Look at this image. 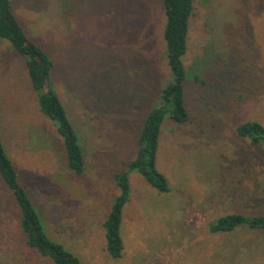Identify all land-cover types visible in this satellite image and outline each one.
<instances>
[{"label":"rangeland","instance_id":"obj_1","mask_svg":"<svg viewBox=\"0 0 264 264\" xmlns=\"http://www.w3.org/2000/svg\"><path fill=\"white\" fill-rule=\"evenodd\" d=\"M12 9L53 60L50 83L84 150L75 176L22 58L0 39V137L51 236L82 264H264V232L208 231L227 213L264 214V145L235 131L264 124V0H193L183 56L189 119L163 122L156 153L170 191L130 173L117 259L102 227L114 174L170 80L162 0H12ZM16 206L0 177V264H52L22 245Z\"/></svg>","mask_w":264,"mask_h":264},{"label":"trees","instance_id":"obj_2","mask_svg":"<svg viewBox=\"0 0 264 264\" xmlns=\"http://www.w3.org/2000/svg\"><path fill=\"white\" fill-rule=\"evenodd\" d=\"M162 5L165 15L163 39L170 80L162 87L157 102L142 119L134 156L127 162L126 168L114 174L113 179L118 192L110 204L102 227L105 250L111 258L116 259L121 257L124 248L121 221L123 207L130 197V173H138L159 193L169 192L168 179L156 167V153L162 124L166 119L177 122L189 119L184 101L183 83L186 73L183 56L187 49L193 0H162ZM0 39L7 41L10 48L22 58L29 84L37 97L39 111L53 124L62 140L67 168L75 176L81 175L85 162L78 132L68 118L58 93L50 83L54 62L44 49L27 36L13 12L12 0H0ZM235 131L253 144L264 145V124L259 121H244ZM0 177L11 191L19 210L18 228L22 234V245L52 264H82L78 255L48 232L43 216L19 181L17 171L1 137ZM239 227L264 232V214L248 216L242 213H227L211 222L208 231L213 234L229 233Z\"/></svg>","mask_w":264,"mask_h":264}]
</instances>
